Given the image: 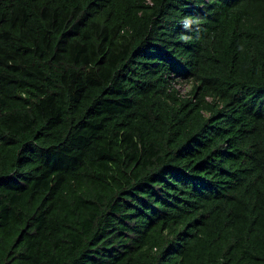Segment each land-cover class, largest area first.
I'll return each instance as SVG.
<instances>
[{
	"label": "trees",
	"instance_id": "trees-1",
	"mask_svg": "<svg viewBox=\"0 0 264 264\" xmlns=\"http://www.w3.org/2000/svg\"><path fill=\"white\" fill-rule=\"evenodd\" d=\"M0 264H264V0H0Z\"/></svg>",
	"mask_w": 264,
	"mask_h": 264
},
{
	"label": "clouds",
	"instance_id": "clouds-1",
	"mask_svg": "<svg viewBox=\"0 0 264 264\" xmlns=\"http://www.w3.org/2000/svg\"><path fill=\"white\" fill-rule=\"evenodd\" d=\"M195 23H198V21H195ZM184 27L186 28V29H190V27H191V24L190 23H188L187 21L185 22V24H184ZM181 39H183V40H185V41H187V40H189L190 39V37H186V36H182L181 37ZM180 92V91H179ZM185 91H183V92H180L181 94L182 93H184Z\"/></svg>",
	"mask_w": 264,
	"mask_h": 264
},
{
	"label": "rangeland",
	"instance_id": "rangeland-1",
	"mask_svg": "<svg viewBox=\"0 0 264 264\" xmlns=\"http://www.w3.org/2000/svg\"><path fill=\"white\" fill-rule=\"evenodd\" d=\"M187 86L188 85H186V84H184L182 82L176 85V87L179 88L180 92L185 91V89H187Z\"/></svg>",
	"mask_w": 264,
	"mask_h": 264
}]
</instances>
